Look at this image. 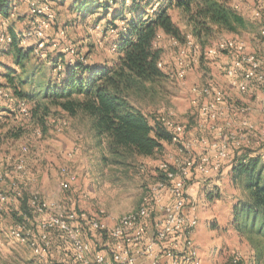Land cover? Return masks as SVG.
<instances>
[{
  "label": "rangeland",
  "instance_id": "rangeland-1",
  "mask_svg": "<svg viewBox=\"0 0 264 264\" xmlns=\"http://www.w3.org/2000/svg\"><path fill=\"white\" fill-rule=\"evenodd\" d=\"M224 1L246 19L248 28L238 35L215 30L204 44L195 37L188 16L172 10L174 23L181 27L180 44L189 37L193 46L181 57L173 41L163 45L165 77L153 86L154 90L133 97L134 104L152 123L158 120L183 125L182 143H165L163 151L153 157H137L121 166L110 163L104 166L103 146L94 137L88 119L70 117L51 106L48 114H44L45 122H41L39 115L44 111L41 108L36 116V109L37 105L48 103L44 99L47 88L61 81L64 69L59 61L60 52L70 61L87 56L89 60L110 65L115 60L111 50L114 34H103L104 22L94 28L99 13L90 16L86 25L81 22L75 29L67 27L71 0L65 1V5L62 0H15L10 19L0 15V31L7 33L11 26L22 39V46L37 48L40 43L44 46L39 47L38 54H30L21 66H17L15 55L0 53V73L13 77L8 89V80L0 75V88L4 92L0 97V191L11 195L17 186L31 197L39 195L50 207L62 206L68 212L76 209L83 227L85 220L98 218L113 225L138 209L155 184L163 180L161 165L167 163L176 168L187 161L200 162L206 158L212 173L206 177L193 170L186 182L187 212L197 220L192 238L201 264L264 262V238L239 234L232 227L233 205L244 199L246 193L233 182L229 170L235 158L241 159L246 154L259 155L260 165H264V89L252 82L246 92L242 91L239 88L244 79L242 74L236 79L228 72L235 67L236 51L221 48L226 42L243 44L246 52L255 55L264 68V18L256 16L264 0ZM33 4L44 9V14H34ZM47 13L53 15L52 21ZM42 23H45L43 35L36 37L35 31ZM160 39L161 36L156 41L157 48ZM211 49L215 54H209ZM181 61L187 65L183 79L177 77ZM208 85H214L224 95L223 104L217 103L218 120L202 116V107L211 101L193 91ZM16 91L27 97H19ZM218 127L222 135L217 133ZM221 143L227 147L225 159L213 150V145ZM24 148L28 151L24 152ZM21 157L26 159V176L15 171ZM63 182H68L67 189L62 188ZM11 201L12 198L0 220V264H37L39 259L30 244L15 235L17 226L23 224L19 222L24 209L22 201ZM41 219L44 217L36 222L30 219L26 224L35 235L39 234ZM52 235L53 248L48 260L61 264L67 255L72 256L71 248L62 234ZM83 235L92 243V249H100L98 239L87 228Z\"/></svg>",
  "mask_w": 264,
  "mask_h": 264
},
{
  "label": "trees",
  "instance_id": "trees-1",
  "mask_svg": "<svg viewBox=\"0 0 264 264\" xmlns=\"http://www.w3.org/2000/svg\"><path fill=\"white\" fill-rule=\"evenodd\" d=\"M65 1L62 0V5ZM14 2L0 0V15L5 19L13 15ZM172 10L188 16L195 37L202 43L215 30L238 35L248 28L246 19L224 0H71L68 6L71 15L66 26L75 29L81 22L86 25L90 16L99 13L93 26L99 28L100 22H104L103 34H114L111 50L115 60L110 65L89 60L87 56L70 61L60 52L59 61L64 69L61 81L47 88L44 99L48 103L37 105L40 108L36 109V116L42 108L44 112L39 118L45 122L47 116L44 114L53 106L70 117L88 119L94 137L103 146L104 166L109 163L121 166L137 157L149 158L163 151L165 143H172L171 132L161 121L152 123L134 104L133 97L136 93L154 90L153 86L165 77L159 67L163 51L156 47L159 36L183 40L180 28L173 21ZM8 32L13 41L1 47L0 53L15 55L17 66H21L35 53V47L22 46L13 27L10 26ZM0 75L8 80L6 88L10 87L12 75ZM16 93L21 98L27 97ZM261 162L259 155L246 154L231 163L233 182L246 193L244 199L233 205L232 227L239 234L264 238V165H260ZM18 201H22L24 207L20 223L40 219L28 193H23ZM74 210L70 209L77 215ZM90 220H85L88 230Z\"/></svg>",
  "mask_w": 264,
  "mask_h": 264
},
{
  "label": "built area",
  "instance_id": "built-area-1",
  "mask_svg": "<svg viewBox=\"0 0 264 264\" xmlns=\"http://www.w3.org/2000/svg\"><path fill=\"white\" fill-rule=\"evenodd\" d=\"M34 8V14H44V9ZM50 20L53 15L48 14ZM259 19L264 18V3L260 6V12L256 14ZM47 17V20L49 19ZM49 20V21H50ZM42 23L35 31L36 37L43 35ZM264 36V30L262 32ZM183 45L176 39H171L175 46L181 51V57L187 53V48L193 46L189 37L185 38ZM12 36L7 32L0 31V46L12 43ZM21 43L23 41L21 39ZM35 53H39V47ZM1 48V47H0ZM223 49L236 51L235 67L228 70L231 78H238L242 74L243 82L239 88L246 92L250 83L255 82L264 89V68L262 62L252 54L246 52L243 44L226 42L222 44ZM211 49L209 54H215ZM180 69L177 77L183 79L186 75L187 65L180 62ZM159 67H163L162 61ZM243 69V70H241ZM241 70V71H240ZM198 95L211 102L202 107V116L212 120H218V105L223 104L224 95L214 85L196 87L194 90ZM4 94L0 88V97ZM164 126L171 132L174 144L182 143V136L185 133L183 125H174L163 121ZM217 133L222 129L218 127ZM205 143L206 141L201 138ZM213 145V150L218 151V157L226 158L227 147ZM24 148V152H27ZM216 170V168H214ZM208 176L212 173L209 159H201L200 162L187 161L186 163L172 168L167 163L160 166L163 173V180L158 181L150 190L149 197L143 199L140 207L135 211L121 217L113 225H109L106 219L98 218L88 221V228L92 235L98 239L100 249H92L84 237L86 228L78 222V215L68 212L62 206L50 207L39 195L31 197V205L39 217H44L38 224V235L26 224H19L15 235L23 242L30 244L36 253L39 262L37 264H53L48 259L53 248L52 233H60L71 248L72 256L68 255L61 264H201L198 255V247L194 244L193 233L197 225L196 217L187 212L188 199L186 196V182L192 171ZM15 171L27 175L26 159L21 157L15 165ZM62 188L69 187L68 182L61 184ZM23 195L20 187H13L11 195L0 191V220L5 207L12 201L19 200ZM103 214V212H101ZM94 248V247H93ZM71 258V259H70ZM72 260V261H71Z\"/></svg>",
  "mask_w": 264,
  "mask_h": 264
},
{
  "label": "crops",
  "instance_id": "crops-1",
  "mask_svg": "<svg viewBox=\"0 0 264 264\" xmlns=\"http://www.w3.org/2000/svg\"><path fill=\"white\" fill-rule=\"evenodd\" d=\"M177 26H178L179 28H181L180 25L177 24ZM180 30H181V29H180ZM159 37H160V36H159ZM171 39H172V38H169V37L166 36V35H161L160 44H159V45H160V48L164 50L165 47L162 48V46H163V45L165 46V45H167V44H170L169 41H171ZM180 45H181V44H180ZM229 170H230V169H229Z\"/></svg>",
  "mask_w": 264,
  "mask_h": 264
}]
</instances>
